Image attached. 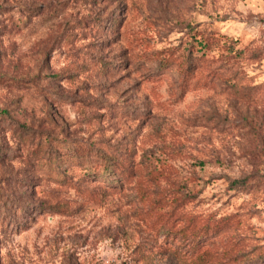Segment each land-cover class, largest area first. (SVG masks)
<instances>
[{
	"label": "rangeland",
	"instance_id": "obj_1",
	"mask_svg": "<svg viewBox=\"0 0 264 264\" xmlns=\"http://www.w3.org/2000/svg\"><path fill=\"white\" fill-rule=\"evenodd\" d=\"M1 110L0 264H264V0H0Z\"/></svg>",
	"mask_w": 264,
	"mask_h": 264
},
{
	"label": "trees",
	"instance_id": "obj_2",
	"mask_svg": "<svg viewBox=\"0 0 264 264\" xmlns=\"http://www.w3.org/2000/svg\"><path fill=\"white\" fill-rule=\"evenodd\" d=\"M213 41L214 40H212L208 36L202 35V37L200 39V45L204 49H207L213 44ZM190 53L187 55L186 60H185V63L188 65L187 72H189L191 70V68L193 67V65L191 64V60L193 59V57H192V55ZM166 59H168V58H166ZM171 59H173V58L170 57L167 60L168 61V65H171L173 63V62H171ZM161 62L162 63L160 65H163V66L166 65L165 62H163V61H161ZM0 114H1L2 117L3 116H10V113L7 110H1ZM112 176H115V174L113 173ZM244 184H245V180H239V181H235L233 183L234 186H236V185L237 186H243ZM197 226H198V224L195 223L193 225V227L191 228L190 225L186 224L184 227H181L178 230L170 231L169 234L174 235L175 238H178L180 240V243H181L180 247L177 249V252L175 251V253H177L179 255V256H177V258L182 257V256L187 257L188 253L191 252L189 248H192V249H194L195 247H200L201 248L202 246L205 245L204 240L208 236L203 233V229H199V227H197ZM182 246H183V248L185 249L186 252H184ZM207 251H204L203 253H201L199 255H194L191 252L190 257H191V259H193L191 261V263L192 264H212L213 257L210 256V253L207 252ZM262 257H264V256H262ZM182 261H184V263L187 262V261H185L183 259H182ZM252 262L253 261H251V263ZM258 263H259V260L257 259L255 261V264H258Z\"/></svg>",
	"mask_w": 264,
	"mask_h": 264
}]
</instances>
